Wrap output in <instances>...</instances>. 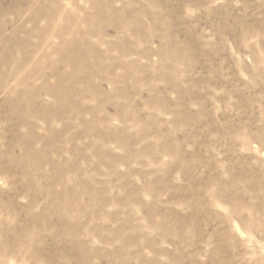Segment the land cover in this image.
Listing matches in <instances>:
<instances>
[{"label": "rangeland", "instance_id": "rangeland-1", "mask_svg": "<svg viewBox=\"0 0 264 264\" xmlns=\"http://www.w3.org/2000/svg\"><path fill=\"white\" fill-rule=\"evenodd\" d=\"M0 264H264V0H0Z\"/></svg>", "mask_w": 264, "mask_h": 264}]
</instances>
